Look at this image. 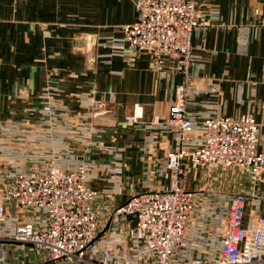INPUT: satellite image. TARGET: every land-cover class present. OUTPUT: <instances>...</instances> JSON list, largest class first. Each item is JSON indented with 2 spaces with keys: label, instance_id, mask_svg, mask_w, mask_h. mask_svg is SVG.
Segmentation results:
<instances>
[{
  "label": "crops",
  "instance_id": "crops-1",
  "mask_svg": "<svg viewBox=\"0 0 264 264\" xmlns=\"http://www.w3.org/2000/svg\"><path fill=\"white\" fill-rule=\"evenodd\" d=\"M138 0H0V152L9 170L35 171L47 160L66 157L88 166L87 186L100 193L97 250L145 264L129 237L131 217L115 210L133 195L167 190L174 179L196 196L179 262L217 256L226 227L230 196L245 198L244 225L264 217V175L257 183L237 169H193L182 160L166 169V156L179 148L178 133L152 125L166 121L175 89L199 93L188 97L195 120L189 142L204 138L210 116L256 119L258 148L264 153V0H197L207 29L192 38L194 60L187 77L167 59L164 72L151 68L147 53L125 47V26L136 19ZM259 11V15L256 14ZM213 19V20H214ZM173 70V71H171ZM61 89L53 124L33 110L46 87ZM137 117L127 122L126 117ZM53 117V116H52ZM2 231L15 232L41 212L6 202ZM0 264H50L31 245L6 238ZM264 264V263H263Z\"/></svg>",
  "mask_w": 264,
  "mask_h": 264
},
{
  "label": "built area",
  "instance_id": "built-area-1",
  "mask_svg": "<svg viewBox=\"0 0 264 264\" xmlns=\"http://www.w3.org/2000/svg\"><path fill=\"white\" fill-rule=\"evenodd\" d=\"M135 7L134 23L124 28L126 49L130 53L149 54L154 71L164 72L165 60L172 59L176 64L174 70L189 75L194 60V32L207 29L215 19L205 18L197 0H138ZM175 92L177 97L170 102L167 120L154 116L150 123L178 133L180 146L167 153L166 169L177 170L182 160H188L193 169H237L257 183L264 175V153L258 148L256 119L249 114L210 116L204 120L202 143L193 146L189 135L195 120L188 113L187 104L189 96L199 93L192 90L191 94L184 85L178 86ZM53 103L42 109L40 105L33 113L51 111L55 124L59 118L52 112ZM134 117L125 120L136 122ZM47 166L35 173L9 170L0 152V243L9 238L31 245L38 253L46 254V263L50 264H118L122 258L113 257L111 248H96L99 217L95 205L100 193L87 186L88 166L67 157ZM195 198L193 192L181 188L174 179L169 189L133 195L115 210L116 216L135 220L136 225L128 235L136 253L148 257L145 264L264 263V217L254 218L246 227L245 198L240 195L229 197L219 254L177 261V252L189 248L186 233ZM7 201L41 212L43 218L24 221L7 236L2 231ZM123 264L133 263L124 261Z\"/></svg>",
  "mask_w": 264,
  "mask_h": 264
},
{
  "label": "rangeland",
  "instance_id": "rangeland-1",
  "mask_svg": "<svg viewBox=\"0 0 264 264\" xmlns=\"http://www.w3.org/2000/svg\"><path fill=\"white\" fill-rule=\"evenodd\" d=\"M261 22H264V20H262V18H261V20H260ZM261 22H259L257 25L259 26V27H262V26H264V25H262L261 24ZM167 60V59H166ZM166 60H165V62H166ZM153 70V69H152ZM164 70H165V65H164ZM154 71V70H153ZM171 71H173V70H171ZM155 72H159V71H155ZM178 72H180V74H183V75H185L186 77H187V75L186 74H184L183 72H181V71H178ZM52 88H54V89H52ZM177 89V88H176ZM176 89H175V91H176ZM61 94V89L60 88H58V87H56L55 88V86H52L51 88H48V87H46L45 88V93L42 95V104H41V109L43 108V107H48V106H50L51 104H52V102H54L53 104H54V109L52 110V112L53 113H56L57 112V110H55V102H61V100H60V98H58L59 97V95ZM175 95H176V92H175ZM177 97V96H176ZM53 108V107H52ZM38 109V108H37ZM39 114H41V116H43L44 118H47L49 121H53V117H52V115H51V111L50 112H48V111H45V110H41L40 111V113ZM249 115H252V114H249ZM253 116V115H252ZM254 117V116H253ZM62 160L63 159V157L62 158H54V159H51V160H47V162H46V164H45V166H43V167H41V168H39V169H37V170H35V171H26L25 170V172H27V173H35V172H38V171H40V170H45V169H47L48 168V164H51V163H53V162H55L56 160ZM52 161V162H51ZM51 162V163H50ZM4 163V162H3Z\"/></svg>",
  "mask_w": 264,
  "mask_h": 264
},
{
  "label": "bare ground",
  "instance_id": "bare-ground-1",
  "mask_svg": "<svg viewBox=\"0 0 264 264\" xmlns=\"http://www.w3.org/2000/svg\"><path fill=\"white\" fill-rule=\"evenodd\" d=\"M135 119H138L137 117H134Z\"/></svg>",
  "mask_w": 264,
  "mask_h": 264
}]
</instances>
